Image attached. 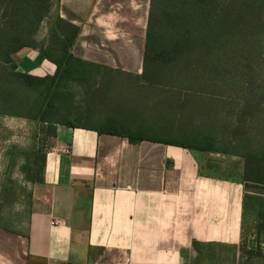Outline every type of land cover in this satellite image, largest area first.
I'll return each mask as SVG.
<instances>
[{
    "label": "crops",
    "instance_id": "0c3cea01",
    "mask_svg": "<svg viewBox=\"0 0 264 264\" xmlns=\"http://www.w3.org/2000/svg\"><path fill=\"white\" fill-rule=\"evenodd\" d=\"M52 2L80 26L72 54L83 60L85 79L69 82L68 92L77 86L94 94L105 72L143 78L151 0ZM13 57L19 72L57 75L40 48ZM75 116L72 125L14 116L39 121L36 137L52 143L46 152L37 146L28 161L27 199L11 214L0 211V264H191L195 240L242 243L248 216L264 232V186L249 189L230 163L210 158L222 153L132 141L112 132L137 133L119 118ZM10 138L0 132V141ZM16 152L11 144L0 153V162L9 156L0 166V203L22 198H10L13 183L6 180Z\"/></svg>",
    "mask_w": 264,
    "mask_h": 264
},
{
    "label": "trees",
    "instance_id": "16d2710c",
    "mask_svg": "<svg viewBox=\"0 0 264 264\" xmlns=\"http://www.w3.org/2000/svg\"><path fill=\"white\" fill-rule=\"evenodd\" d=\"M164 2L151 0L142 77L147 80L150 62L165 71L178 70L184 64L206 72L202 74L206 84L201 90L205 109H213L219 99L221 105L216 109L230 105V112L220 118L223 135L207 134L197 139L156 132H112L132 141L150 140L235 155L244 160L247 187L259 189L264 186V58L251 52L237 55L232 47L238 45L250 51L258 46V36L264 32L263 6L249 0H182L178 9L174 6V14L169 15L174 23H168ZM46 19L48 32L38 43L39 29ZM159 31L161 35H157ZM79 33L80 26L63 18L52 0H0L1 114L72 125L68 119L60 118L57 99L63 89L68 90L69 82L85 79L80 69L83 60H75L72 54ZM199 38L212 42L216 57H188L191 43L201 41ZM24 47L40 48L42 55L56 64L57 75L36 77L19 72L13 56ZM148 81L167 88L176 83L166 79ZM205 113L212 117L208 109ZM215 246L218 244L193 241L196 257L191 264H202L208 255L204 249ZM207 260L210 264L211 256Z\"/></svg>",
    "mask_w": 264,
    "mask_h": 264
},
{
    "label": "rangeland",
    "instance_id": "374dc122",
    "mask_svg": "<svg viewBox=\"0 0 264 264\" xmlns=\"http://www.w3.org/2000/svg\"><path fill=\"white\" fill-rule=\"evenodd\" d=\"M249 1H257L263 6L264 23V0ZM181 3L182 0H165L164 10L168 15L166 20L164 17L165 21L174 23L169 15H173L174 6H177L178 9ZM189 14L191 15V13ZM48 21L49 19H46L39 29L38 43L47 35L48 28L46 25ZM169 28L173 33V29ZM157 35H161L160 31ZM258 38V46L252 47L253 49L250 51L234 45L232 48L235 54L239 55L251 52L258 55L260 59H263L264 32ZM200 40L194 45L191 43V47L187 50L188 57L198 60L200 56L205 55L216 57V51L213 48L211 49L212 42ZM181 54H184V52L181 51ZM201 71L200 69L196 71L195 69L188 68L184 64L178 67V70L165 71L163 67H155L150 62L146 75L147 80L140 78V81H138L135 76L105 72L98 78V87L94 94L90 92L86 94L81 90L78 92V89L81 87L77 86L73 87L74 91L71 90V93L67 92V90H62L57 99L58 114L61 119H70V117H74L75 115L91 116L92 119L98 115L119 118L128 127L135 129L134 131L137 134L156 132L162 136L178 134L184 138L187 136L190 138L196 137L197 139L207 134L222 136L224 125L220 121V118L221 115L230 112V105L224 107V109L221 107L216 109L218 105H221V99H219L217 103H214L213 109L211 106L205 109L201 90L203 89L202 84H206L205 77L202 78V74L205 75L206 72L201 73ZM150 79H166L171 83H176L175 86H169L168 88L164 87V85L158 87L150 83L148 81ZM199 90L201 94L198 93ZM207 109L212 117L210 115L206 116L205 112ZM219 113L220 116H218ZM215 114L216 116H213ZM41 127L42 124L36 120L14 116H0V132L3 134L7 132L11 137L6 143L4 140L0 141V153L11 144L17 148L11 173L6 178L7 182L13 183V187H9L12 190L10 198L16 199V196L22 195V198L20 197L16 203H10V201L0 203V211L3 213L11 214L15 206L19 207L21 205L20 199H27L30 181L26 169L29 168V163H31L28 161L29 159L31 161L34 157V150L39 147L41 150L44 148L46 152L52 143L51 138L42 140L41 135L39 139L36 137L37 132L41 133ZM233 157L223 153L219 155L210 154V158L215 160V164L218 162L222 167H226L230 163L235 167L237 178L240 179L243 174L241 169L244 166V160L240 157ZM8 160V155L1 156V168L7 164ZM226 170L228 169L221 170L222 175L228 173ZM0 184H3L2 179H0ZM0 188L3 189L1 185ZM261 217L262 215L258 214V218ZM249 218L250 216L246 218L242 243L237 246L233 244H221V246H215L212 249L205 248L204 250L208 255L205 256L202 264H208L207 258L210 256L212 259L210 264H236V262L240 264H264V232L259 224V220L252 226L248 222Z\"/></svg>",
    "mask_w": 264,
    "mask_h": 264
}]
</instances>
